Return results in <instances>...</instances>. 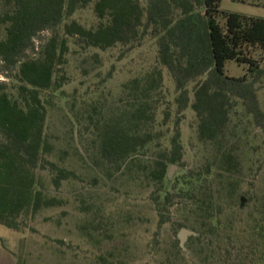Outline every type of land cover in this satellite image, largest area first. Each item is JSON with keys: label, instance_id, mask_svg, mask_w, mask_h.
<instances>
[{"label": "trees", "instance_id": "1", "mask_svg": "<svg viewBox=\"0 0 264 264\" xmlns=\"http://www.w3.org/2000/svg\"><path fill=\"white\" fill-rule=\"evenodd\" d=\"M220 1L0 0V225L20 231L23 215L63 205L44 192L40 170L51 173L55 188L76 177L50 159L54 146L46 133L49 99L67 81L70 40L84 50L119 49L120 56L149 42L155 63L123 84L125 106L106 115L93 106L98 116L89 115L107 177L127 175L150 190L156 239L173 207L184 220L172 223L198 233L186 244L192 259L177 238L165 264H192L193 258L198 264H264V195L242 190L239 133L251 126L264 134L258 94L264 67L254 56L264 52V17L222 11ZM89 6L96 22L87 26L73 15ZM43 32L49 35L36 46ZM229 61L246 72L228 75ZM164 70L174 84L172 101L165 99ZM188 109L210 157L168 186L169 168L185 165L181 123ZM222 203L237 206L238 214L251 203L238 228L232 220L223 226Z\"/></svg>", "mask_w": 264, "mask_h": 264}, {"label": "rangeland", "instance_id": "2", "mask_svg": "<svg viewBox=\"0 0 264 264\" xmlns=\"http://www.w3.org/2000/svg\"><path fill=\"white\" fill-rule=\"evenodd\" d=\"M220 9L264 17V0H221ZM73 18L87 26L96 22L91 6L77 11ZM219 21L223 23L222 17ZM48 35L49 32H43L37 36L36 46ZM254 56L264 67V52L257 50ZM154 57L155 47L149 42L120 56L119 49L84 50L70 40L64 66L67 81L49 99L46 133L54 146L50 159L72 169L76 177L55 188L51 173L39 171L44 192L62 199L63 205L43 208L35 215H23L20 231L0 225V264H165L171 243L177 239L175 230L179 231L172 222L184 220L183 211L178 207L171 209L172 220L162 226L156 239L158 215L149 199L150 190L129 181L127 175L107 177L109 166L101 162L96 132L89 120V115L94 119L98 116L93 106L103 115L125 106L127 91L123 84L149 69L155 63ZM246 69L231 61L225 65L226 73L235 77L242 76ZM164 83L165 99L172 101L174 84L165 70ZM258 94L264 110V81ZM163 108L158 110V119L163 116ZM171 133L172 129L167 135ZM239 133L243 136L244 154L242 190L255 192L261 198L264 134L251 126L240 129ZM181 141L185 165L169 168L168 186L188 170L205 164L210 157L209 147L197 138L195 117L190 109L185 111L181 123ZM259 161L262 167L256 171ZM222 208L223 226L232 220L236 229L240 225L237 221L247 216L251 203L242 206L240 214L236 213L237 206L229 208L222 203ZM188 240L189 237L185 247ZM221 245H226L224 240ZM184 252L192 259L187 247ZM192 264H198L196 259L193 258Z\"/></svg>", "mask_w": 264, "mask_h": 264}, {"label": "water", "instance_id": "3", "mask_svg": "<svg viewBox=\"0 0 264 264\" xmlns=\"http://www.w3.org/2000/svg\"><path fill=\"white\" fill-rule=\"evenodd\" d=\"M198 233L194 230H191L189 228L186 227H182L179 229V231L177 232V238L179 240V245L183 250H186L185 247V242L187 240L188 237L190 236H197Z\"/></svg>", "mask_w": 264, "mask_h": 264}]
</instances>
